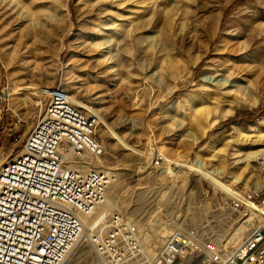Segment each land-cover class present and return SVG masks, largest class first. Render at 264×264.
<instances>
[{"label":"rangeland","instance_id":"1","mask_svg":"<svg viewBox=\"0 0 264 264\" xmlns=\"http://www.w3.org/2000/svg\"><path fill=\"white\" fill-rule=\"evenodd\" d=\"M101 2L112 6L91 35ZM258 59L264 0H0V164L43 114L44 90L60 87L95 118L105 196L145 244L164 243L172 216L231 249L258 221L229 208L230 196L261 186L264 116L250 115L264 109ZM79 241L65 264H101Z\"/></svg>","mask_w":264,"mask_h":264},{"label":"built area","instance_id":"2","mask_svg":"<svg viewBox=\"0 0 264 264\" xmlns=\"http://www.w3.org/2000/svg\"><path fill=\"white\" fill-rule=\"evenodd\" d=\"M43 114L14 155L0 164V264H64L86 236L82 215L103 205L110 173L95 166L104 149L96 120L60 87L45 89ZM261 186L229 197V208L259 217L249 235L224 249L172 216L164 243L142 242L133 220L121 211L106 216V229L87 235L101 264H264V155L256 160Z\"/></svg>","mask_w":264,"mask_h":264},{"label":"bare ground","instance_id":"3","mask_svg":"<svg viewBox=\"0 0 264 264\" xmlns=\"http://www.w3.org/2000/svg\"><path fill=\"white\" fill-rule=\"evenodd\" d=\"M111 7L112 5H111V3H109V2H101V3H97V4H95L94 6H93V8H91V10H90V16H91V18H93V19H95L96 20V23L94 24V26L92 27V28H90L89 29V33L91 34V35H97V32H96V26L97 27H99L100 25H101V20H102V18H104L105 16H107V7ZM95 20H94V22H95ZM92 22H93V20H92ZM225 37V36H224ZM89 50V49H88ZM230 50V49H229ZM223 58V57H222ZM225 58V57H224ZM215 59V58H214ZM221 61V60H220ZM93 63V62H92ZM245 67V66H244ZM217 68V67H216ZM247 70V69H246ZM218 71V70H217ZM253 72L255 73V78H256V81H258V80H260V78L262 77V76H264V60H262V59H258L257 60V62H256V64L254 65V68H253ZM262 79H264V78H262ZM261 79V80H262ZM24 90H28L27 88H22V89H19V91H24ZM237 90L240 92V93H242L243 92V90L241 89V88H237ZM15 95L17 94V93H14ZM13 93H10L8 96H11V95H14ZM45 94H43V95H41V96H44ZM86 110H87V108H85ZM92 113H94V112H92ZM96 114V113H95ZM120 140V139H119ZM120 143L122 144L121 146H123V147H128L123 141H121L120 140ZM180 153V152H179ZM106 156V155H105ZM104 157V156H103ZM103 157H101V158H99L98 159V161L96 162H91V163H93L95 166H98V167H103V168H105V169H108V162L106 163V158H103ZM108 159V158H107ZM166 164H168V163H166ZM110 183H111V175H110ZM111 199V198H110ZM108 197H106L105 196V198H104V201H103V204H104V206H105V209L101 212V214L99 215V217H97L96 219H94L92 222L90 221L91 219H93V216H92V214H89V215H82L81 216V220H82V222H83V224H84V226H85V232H86V234L88 235V234H90L91 233V231H93V229L95 230V228L97 229H99V228H101V231H104L105 229H106V224H107V222H106V216H107V214H108V211H112V210H114V209H112V208H116V207H119V205H118V202L116 203V202H114V201H112V200H110ZM250 212L251 213H255V207L254 206H251L250 207V210H249V214H250ZM256 214V213H255ZM256 217H255V219L253 220V223H254V221L255 220H258L259 219V217L257 216V215H255ZM248 220V219H247ZM247 220H245V221H247ZM244 221V222H245ZM251 222V221H250ZM136 225V224H135ZM249 226H250V223L249 222H245V224L244 225H242V227H241V229L239 230V232L238 233H240L241 235H242V233L245 231V229L247 228H249ZM136 227H137V229H138V234H139V237H140V239L142 240V242L143 243H146L149 239H148V234H146L144 231H142V230H140L139 228H138V226L136 225ZM87 235L86 236H83L81 239H83V241H88V238H87ZM238 235V234H237ZM238 238V237H237ZM80 239V240H81ZM233 239V238H232ZM231 239V240H232ZM150 241V240H149ZM233 241V240H232ZM80 242V241H79ZM152 243H150V245L151 246H153V247H156L155 246V243H154V241H151ZM237 243V242H236ZM79 245V244H78ZM159 247V246H158ZM74 248V247H73ZM72 248V249H73ZM76 249V248H75ZM71 252V251H70ZM70 254V253H69ZM69 256V255H68ZM68 258V257H67ZM66 261H67V259H66ZM65 261V262H66ZM65 264V263H64Z\"/></svg>","mask_w":264,"mask_h":264},{"label":"trees","instance_id":"4","mask_svg":"<svg viewBox=\"0 0 264 264\" xmlns=\"http://www.w3.org/2000/svg\"><path fill=\"white\" fill-rule=\"evenodd\" d=\"M256 114H257V116H258V115H260V116H264V109H262V110H258V111H256V112H253V113H251L250 115H253V116L255 117Z\"/></svg>","mask_w":264,"mask_h":264}]
</instances>
